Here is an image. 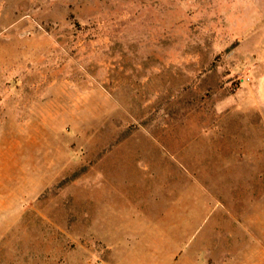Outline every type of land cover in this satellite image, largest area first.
<instances>
[{"label":"rangeland","instance_id":"obj_1","mask_svg":"<svg viewBox=\"0 0 264 264\" xmlns=\"http://www.w3.org/2000/svg\"><path fill=\"white\" fill-rule=\"evenodd\" d=\"M152 238L264 264V0H0V264Z\"/></svg>","mask_w":264,"mask_h":264},{"label":"crops","instance_id":"obj_2","mask_svg":"<svg viewBox=\"0 0 264 264\" xmlns=\"http://www.w3.org/2000/svg\"><path fill=\"white\" fill-rule=\"evenodd\" d=\"M158 208L156 210V219L153 222L150 230L160 226V198L158 200ZM174 246H170L172 250ZM127 253H129L127 251ZM165 257L160 258V240L150 239L146 245L134 246L129 256H122L118 253V264H174L173 256H169L165 261Z\"/></svg>","mask_w":264,"mask_h":264}]
</instances>
